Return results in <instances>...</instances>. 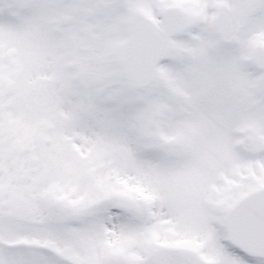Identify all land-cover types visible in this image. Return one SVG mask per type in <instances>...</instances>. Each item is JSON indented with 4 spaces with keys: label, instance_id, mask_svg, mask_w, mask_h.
<instances>
[{
    "label": "snow or ice",
    "instance_id": "6c2138e0",
    "mask_svg": "<svg viewBox=\"0 0 264 264\" xmlns=\"http://www.w3.org/2000/svg\"><path fill=\"white\" fill-rule=\"evenodd\" d=\"M0 264H264V0H0Z\"/></svg>",
    "mask_w": 264,
    "mask_h": 264
}]
</instances>
